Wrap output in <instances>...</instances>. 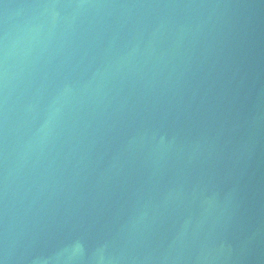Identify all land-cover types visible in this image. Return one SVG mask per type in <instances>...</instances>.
I'll return each instance as SVG.
<instances>
[{
	"label": "water",
	"instance_id": "1",
	"mask_svg": "<svg viewBox=\"0 0 264 264\" xmlns=\"http://www.w3.org/2000/svg\"><path fill=\"white\" fill-rule=\"evenodd\" d=\"M2 264H264V0H0Z\"/></svg>",
	"mask_w": 264,
	"mask_h": 264
},
{
	"label": "snow or ice",
	"instance_id": "2",
	"mask_svg": "<svg viewBox=\"0 0 264 264\" xmlns=\"http://www.w3.org/2000/svg\"><path fill=\"white\" fill-rule=\"evenodd\" d=\"M0 264H2V262H0Z\"/></svg>",
	"mask_w": 264,
	"mask_h": 264
}]
</instances>
